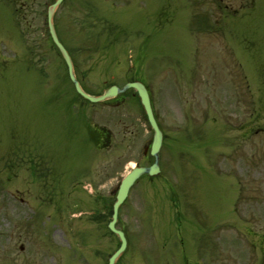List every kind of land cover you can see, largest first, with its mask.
<instances>
[{"label":"rangeland","instance_id":"1","mask_svg":"<svg viewBox=\"0 0 264 264\" xmlns=\"http://www.w3.org/2000/svg\"><path fill=\"white\" fill-rule=\"evenodd\" d=\"M50 2L0 0V264H106L118 246L107 203L152 131L130 92L115 107L77 96L49 43ZM214 6L64 0L55 13L84 90L140 76L168 134L159 176L140 178L119 210L117 264H258L264 112L255 125L252 91L264 81V0L227 19ZM93 125L111 131L107 148L90 140Z\"/></svg>","mask_w":264,"mask_h":264},{"label":"water","instance_id":"2","mask_svg":"<svg viewBox=\"0 0 264 264\" xmlns=\"http://www.w3.org/2000/svg\"><path fill=\"white\" fill-rule=\"evenodd\" d=\"M62 0H56L49 8L47 11V23H48V30H49V34L50 37L53 41V43L56 45V47L58 48L59 52L61 53L66 66H67V70H68V76L71 80V82L74 85V88L76 90V92L83 97L84 99L90 101V102H98V101H102L104 99H107L109 97L115 96L117 92H121L123 90H125L128 87H132L137 91L138 97L140 99V103L143 106V109L145 111V114L147 116L148 122L151 126V128L153 129V142L151 145V155L154 156V163L151 167L148 168H140V169H136L134 172H132L125 180H123L118 193L116 195V202L113 205V214H112V220L110 221L108 227L109 229L117 234L120 238L121 241V245L118 248V250L109 258L108 264H114L115 260L119 257V255L122 253V251L125 248V239L123 237L122 232L116 230L114 228V224L116 222V218H117V209L120 205V203L124 200V198L127 195L128 189L129 187L132 185L133 181L139 177L141 174H148V175H154L158 172V151L159 148L161 146V142H162V134L160 132V130L157 127V124L154 120L153 117V113L151 110V106H150V101H149V96L147 93L146 88L143 86V84H141L140 82H133V83H128L123 89L119 90L116 87H111L104 95L98 96V97H92L89 96L88 94H86L85 92H83V90L81 89L79 83L77 82L75 75H74V71H73V64L72 61L70 59L69 54L67 53V51L65 50V48L61 45V43L58 41L54 27H53V14L57 8V6L60 4Z\"/></svg>","mask_w":264,"mask_h":264},{"label":"flooded vegetation","instance_id":"3","mask_svg":"<svg viewBox=\"0 0 264 264\" xmlns=\"http://www.w3.org/2000/svg\"><path fill=\"white\" fill-rule=\"evenodd\" d=\"M131 96H135L133 93ZM114 104V103H113ZM119 104V102H116ZM90 140L97 145V147L105 148L108 146L111 138L110 131L99 126H94L92 131L88 134ZM253 223L258 225L264 222V216H256L253 217ZM256 229L252 231L253 238H255L256 243H253L254 251H255V259L258 264H264V225L259 227L256 226Z\"/></svg>","mask_w":264,"mask_h":264}]
</instances>
